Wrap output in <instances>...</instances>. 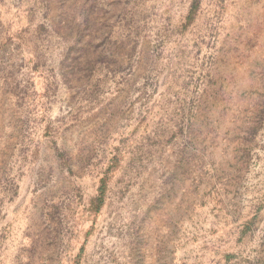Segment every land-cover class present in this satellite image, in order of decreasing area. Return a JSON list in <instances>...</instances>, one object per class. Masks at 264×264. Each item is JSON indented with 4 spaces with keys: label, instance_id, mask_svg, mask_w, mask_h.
I'll use <instances>...</instances> for the list:
<instances>
[{
    "label": "rangeland",
    "instance_id": "374dc122",
    "mask_svg": "<svg viewBox=\"0 0 264 264\" xmlns=\"http://www.w3.org/2000/svg\"><path fill=\"white\" fill-rule=\"evenodd\" d=\"M197 3L0 0V264H174L264 170V0Z\"/></svg>",
    "mask_w": 264,
    "mask_h": 264
},
{
    "label": "crops",
    "instance_id": "0c3cea01",
    "mask_svg": "<svg viewBox=\"0 0 264 264\" xmlns=\"http://www.w3.org/2000/svg\"><path fill=\"white\" fill-rule=\"evenodd\" d=\"M159 1L162 0H142V9L148 7L156 14ZM183 1L188 4L181 14L192 16L201 11L197 2L221 0ZM202 212L201 238L190 235L185 248L176 250L174 264H264V171L251 175L247 187L235 200L225 202L217 211Z\"/></svg>",
    "mask_w": 264,
    "mask_h": 264
},
{
    "label": "built area",
    "instance_id": "2783aa9c",
    "mask_svg": "<svg viewBox=\"0 0 264 264\" xmlns=\"http://www.w3.org/2000/svg\"><path fill=\"white\" fill-rule=\"evenodd\" d=\"M262 171H264V170H262ZM262 171H261V172H262Z\"/></svg>",
    "mask_w": 264,
    "mask_h": 264
}]
</instances>
